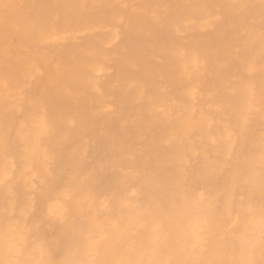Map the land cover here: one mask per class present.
Masks as SVG:
<instances>
[{
  "label": "bare ground",
  "instance_id": "1",
  "mask_svg": "<svg viewBox=\"0 0 264 264\" xmlns=\"http://www.w3.org/2000/svg\"><path fill=\"white\" fill-rule=\"evenodd\" d=\"M0 264H264V0H0Z\"/></svg>",
  "mask_w": 264,
  "mask_h": 264
}]
</instances>
